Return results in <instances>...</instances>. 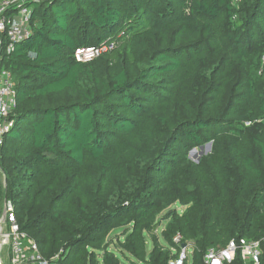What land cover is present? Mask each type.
Segmentation results:
<instances>
[{
  "label": "trees",
  "instance_id": "trees-1",
  "mask_svg": "<svg viewBox=\"0 0 264 264\" xmlns=\"http://www.w3.org/2000/svg\"><path fill=\"white\" fill-rule=\"evenodd\" d=\"M21 4L29 34L12 50L3 36L0 51L16 91L1 196L45 257L120 264L103 242L125 224L120 251L141 264H168L176 233L192 242L189 264L264 235V0Z\"/></svg>",
  "mask_w": 264,
  "mask_h": 264
},
{
  "label": "built area",
  "instance_id": "built-area-1",
  "mask_svg": "<svg viewBox=\"0 0 264 264\" xmlns=\"http://www.w3.org/2000/svg\"><path fill=\"white\" fill-rule=\"evenodd\" d=\"M22 0H0V51L3 36L8 40L7 48L12 50L15 43L29 34L28 21L31 8L21 4ZM12 16H7L6 10L17 4ZM20 3V4H19ZM114 47L113 40H107L99 46L83 47L75 50L78 60L88 61ZM264 60V56H263ZM16 91L9 71L0 67V144L6 133L15 123ZM5 176L0 168V199ZM0 205V264H58V254L45 257L37 244L25 231L21 230L16 219L14 206L6 198ZM168 264H185L187 262V247L192 242L182 241V236L176 233L172 237ZM242 264H264V235L257 239H231L222 248L210 247L203 256L204 264H232L235 257Z\"/></svg>",
  "mask_w": 264,
  "mask_h": 264
},
{
  "label": "rangeland",
  "instance_id": "rangeland-1",
  "mask_svg": "<svg viewBox=\"0 0 264 264\" xmlns=\"http://www.w3.org/2000/svg\"><path fill=\"white\" fill-rule=\"evenodd\" d=\"M114 47H115V44H114ZM207 143H205L203 145L204 148L202 150H200L199 146L192 148V149H194V151H192V152H190V150H191L190 149L188 154H187L188 157L192 161H196L197 162L202 155H204V154H206V153H208L210 151V146L211 145L208 146ZM5 187H6V181L4 182L3 191H5ZM2 201L3 200H2V196H1L0 205H1ZM172 206L173 207L176 206V208H179L180 211L182 210V208L179 205H171L169 207H172ZM163 213H164V211L160 212L157 215L156 220H157L158 224L155 226V228L153 230H151V233L159 235L160 232L164 229L167 220H164V219L160 220V219H162L161 217H162ZM131 227H132V224H125V225L117 226V227L111 229L108 232V234L105 237V240L103 242V245L107 244L108 248L112 249L115 252V255L119 257L120 264H141L138 260L133 258L131 255L120 251L121 250L120 249V240L124 237V231L123 230L124 229H125V231L127 229L129 230ZM150 248H151V242L149 240H147V252H149ZM91 249H93L91 251H94L95 256L97 255L96 257L101 256V250L95 249V248H91ZM191 253H192L191 247L188 246L187 247V256H188L187 263L188 264L191 261Z\"/></svg>",
  "mask_w": 264,
  "mask_h": 264
},
{
  "label": "water",
  "instance_id": "water-1",
  "mask_svg": "<svg viewBox=\"0 0 264 264\" xmlns=\"http://www.w3.org/2000/svg\"><path fill=\"white\" fill-rule=\"evenodd\" d=\"M207 145H208V146L211 145L210 142H208ZM199 147H200V150H202V149L204 148L203 145H202V146H199ZM192 151H194V149H191V150H190V152H192Z\"/></svg>",
  "mask_w": 264,
  "mask_h": 264
}]
</instances>
